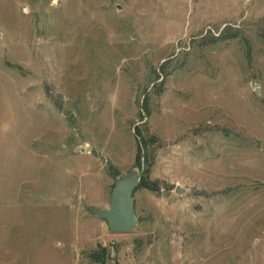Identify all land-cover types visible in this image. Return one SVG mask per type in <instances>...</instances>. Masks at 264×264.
<instances>
[{
	"label": "rangeland",
	"instance_id": "1",
	"mask_svg": "<svg viewBox=\"0 0 264 264\" xmlns=\"http://www.w3.org/2000/svg\"><path fill=\"white\" fill-rule=\"evenodd\" d=\"M0 264H264V0H0Z\"/></svg>",
	"mask_w": 264,
	"mask_h": 264
},
{
	"label": "water",
	"instance_id": "2",
	"mask_svg": "<svg viewBox=\"0 0 264 264\" xmlns=\"http://www.w3.org/2000/svg\"><path fill=\"white\" fill-rule=\"evenodd\" d=\"M142 170L134 168L120 174L113 187L110 204L104 208H92V212L106 219L110 230L131 231L138 223L133 193L141 179ZM177 192L184 190L178 185Z\"/></svg>",
	"mask_w": 264,
	"mask_h": 264
},
{
	"label": "trees",
	"instance_id": "3",
	"mask_svg": "<svg viewBox=\"0 0 264 264\" xmlns=\"http://www.w3.org/2000/svg\"><path fill=\"white\" fill-rule=\"evenodd\" d=\"M136 132H137V134H141L140 129L138 127H137ZM142 142L144 143L145 146L147 145V140L145 139V137H142ZM141 158H142V149H141V145L139 144V146H138V153H137V156H136V163L137 164H140ZM146 172H148L147 169H146ZM146 178H147L146 177V174L143 175L140 184L143 183V184H147L148 185V183L146 181ZM96 258H97V260H100L101 257H96ZM101 262L105 263V261L103 259H101Z\"/></svg>",
	"mask_w": 264,
	"mask_h": 264
}]
</instances>
